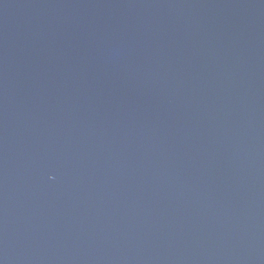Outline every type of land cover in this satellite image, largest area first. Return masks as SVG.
Returning <instances> with one entry per match:
<instances>
[{
    "label": "water",
    "instance_id": "1",
    "mask_svg": "<svg viewBox=\"0 0 264 264\" xmlns=\"http://www.w3.org/2000/svg\"><path fill=\"white\" fill-rule=\"evenodd\" d=\"M0 264H264V0H0Z\"/></svg>",
    "mask_w": 264,
    "mask_h": 264
}]
</instances>
